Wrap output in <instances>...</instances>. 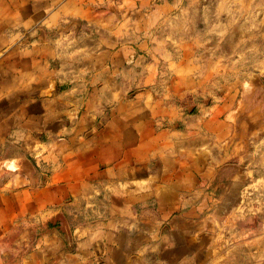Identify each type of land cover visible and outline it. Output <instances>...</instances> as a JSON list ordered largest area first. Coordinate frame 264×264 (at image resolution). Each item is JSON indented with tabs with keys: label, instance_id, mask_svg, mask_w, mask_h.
I'll use <instances>...</instances> for the list:
<instances>
[{
	"label": "crops",
	"instance_id": "obj_1",
	"mask_svg": "<svg viewBox=\"0 0 264 264\" xmlns=\"http://www.w3.org/2000/svg\"><path fill=\"white\" fill-rule=\"evenodd\" d=\"M133 2L0 0V152L36 154L42 147L49 152L48 168L41 169L49 173L46 184L28 186L24 178L12 179L0 187V198L22 199L11 213L24 224L35 222L65 198H73L68 212L104 215V220L78 226L82 243L94 245V250L83 252L87 260L98 252L119 264H128L133 255L139 264H211L197 234L199 220H188L208 206L199 191L186 192L190 171L183 166L174 171L178 148L184 145L179 137L184 131L175 124L179 108L169 107L167 115L154 90L129 95L134 86L160 84L158 60L170 55L163 36L137 39L144 18ZM126 3L128 9L122 11ZM73 19L87 23L88 30L59 49L51 28ZM40 23L46 27L43 40ZM181 26L170 35L185 38ZM136 47L152 51L156 60L140 69L128 65ZM173 63L179 74L183 64ZM58 69L71 70L62 77L71 83L68 94L42 97L57 81ZM169 83L174 96L183 94L179 78ZM164 120L170 123L167 129ZM156 162L163 169L158 179ZM35 181L42 183V178ZM87 197L94 206L84 204ZM29 199L32 205L26 206ZM1 211H10L9 205ZM171 213L177 216L170 223L159 221ZM132 215L142 221L126 222ZM1 217L0 232L6 233ZM117 227L122 231H115ZM239 256L237 264L253 262L254 255Z\"/></svg>",
	"mask_w": 264,
	"mask_h": 264
},
{
	"label": "rangeland",
	"instance_id": "obj_2",
	"mask_svg": "<svg viewBox=\"0 0 264 264\" xmlns=\"http://www.w3.org/2000/svg\"><path fill=\"white\" fill-rule=\"evenodd\" d=\"M135 1L137 15L144 18L142 28L136 30L137 39L163 36L170 55L158 60L160 84L134 86L129 95L154 90L167 115L169 107L179 108L175 124L184 131L179 136L184 145L178 148L174 171L181 166L190 171L186 192L199 191L202 203L208 206L188 220H199L197 234L211 264H237L240 253L254 255L253 262L247 264H264V255L256 257L264 253V0ZM120 8L127 10L128 4ZM180 23L185 38L170 35ZM54 26L51 31L57 36L59 49L71 46L72 36L88 30L87 23L79 19ZM40 27L43 40L45 23ZM151 60H156L152 51L136 47L127 64L140 69ZM176 60L183 64L179 74L173 63ZM68 73L71 75V70L58 69L57 81L50 83L42 97L68 94L71 83L69 78L62 79ZM175 76L183 89L180 96L170 91L169 82ZM161 124L167 129L170 123L164 120ZM197 140L200 145L193 143ZM35 152L15 156L0 152V187L19 178L26 179L23 181L28 186L46 184L49 173L41 169L48 168V149L37 148ZM156 165L158 179L163 169L161 162ZM38 178L42 183L35 181ZM91 199L85 198L84 204L94 206ZM32 202L27 200L26 206ZM72 202L73 198H65L35 222L24 224L11 213L22 199L0 198V209L9 205L10 210L0 213L5 219L2 227L7 229L0 232V264H119L104 260L98 252L86 259L83 252L94 250V245L82 243L78 226L104 220V215L68 212L66 207ZM176 216L162 215L159 221L170 223ZM135 221L142 220L132 215L126 222ZM114 230L122 231L118 227ZM150 240L155 242V235ZM128 264H139L137 255Z\"/></svg>",
	"mask_w": 264,
	"mask_h": 264
}]
</instances>
